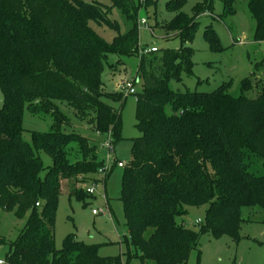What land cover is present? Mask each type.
<instances>
[{"label":"trees","instance_id":"trees-1","mask_svg":"<svg viewBox=\"0 0 264 264\" xmlns=\"http://www.w3.org/2000/svg\"><path fill=\"white\" fill-rule=\"evenodd\" d=\"M185 2L168 5L175 15L163 25L179 36L181 46L141 53L149 46L139 42L142 4L136 0H0V208H16L26 219L14 241L0 235V245L9 244L7 264H128L120 255H98L97 244L73 233L61 248L55 242L63 181L87 182L106 166L90 137L64 129L71 118L60 104L100 137H110L113 147L123 138L122 110L110 102H124L129 94L103 87V60L109 53L140 55L137 79H143L142 91L133 94L141 135L132 139L121 194L133 255L143 264H185L201 234L239 241L243 208L264 209V83L244 79L237 97L228 92L230 82L212 91L172 88L171 81L193 75L190 43L199 29L198 16L211 12L215 0H202L192 15L182 10ZM223 2L234 10L235 0ZM115 8L132 21L125 33L111 17ZM249 8L256 22L254 39L264 42V0H250ZM97 26L117 34L108 41ZM210 26L204 36L211 49L219 50L220 37ZM253 87L257 95L247 96ZM25 109L51 114V130H34L27 141ZM41 151L51 164H45ZM86 192L72 193L91 195ZM202 204L208 207L200 231L177 221L187 206Z\"/></svg>","mask_w":264,"mask_h":264},{"label":"rangeland","instance_id":"rangeland-1","mask_svg":"<svg viewBox=\"0 0 264 264\" xmlns=\"http://www.w3.org/2000/svg\"><path fill=\"white\" fill-rule=\"evenodd\" d=\"M93 1V0H86ZM111 3V0H99ZM142 4L138 19L147 18L153 28L138 26L139 42L142 47L157 46L161 51L167 48L178 49L181 46L179 36L167 32L163 25L170 21L175 12L168 8L177 0H136ZM202 0H186L182 10L192 15L193 8ZM250 0H235L233 11L225 7L223 0H215L213 9L203 10L198 16L199 29L190 45L194 48L193 75L184 73L183 81H171L173 89L195 91H212L224 82H230L228 92L234 96L243 93L242 82L246 78L259 79L264 83V42L254 39L255 19L249 8ZM149 4L146 7V4ZM111 17L119 21L121 31L127 32L132 27L129 20L119 8L112 11ZM215 29L220 37L221 49L213 50L204 36L206 26ZM99 33L108 41H112L117 32L109 27H96ZM119 60L121 62L119 63ZM104 70L101 80L108 92L123 91L127 80H134L137 92L143 89V79H137L140 55H123L109 53L103 60ZM116 66V67H115ZM115 67V68H114ZM201 80L202 82H198ZM123 86V87H122ZM249 97L257 95V90L245 92ZM110 102V101H109ZM3 103V92L0 88V106ZM116 108H121L123 127L122 139L114 144V150L105 147L107 138L100 137L92 131L86 120L80 121L74 115L73 109L67 104H60L61 110L71 118L64 125L68 132L76 131L91 138L105 157L108 174L96 175L87 182L74 183V180H64L61 187L59 204L56 211L55 242L61 248L64 239L74 234L79 240L97 244V253L101 256L120 255L128 264H143L139 256L133 255V247L128 242V229L121 200L122 182L125 168L117 165V161L128 163L132 158V139L141 135L136 128V97L129 95L124 102H110ZM54 118L49 113H32L25 109L23 136L31 140L32 131L48 132L51 130ZM104 153V156H103ZM46 165L52 163L51 157L41 151ZM258 166V164L256 165ZM259 170L262 165L260 164ZM94 187L92 195L78 196L72 193L77 189L85 192ZM87 193V192H86ZM208 205H189L187 212L177 217V221L195 231H200L206 219ZM98 209L99 214H94ZM246 221L241 225L239 241L228 235L216 238L212 232L201 234L197 248L193 249L185 264H264V209L260 206L243 208ZM26 219L17 215V209L7 211L0 208V235L14 241L25 227ZM9 244L0 245V256L5 257ZM132 256L129 257V254ZM149 264H155L149 262Z\"/></svg>","mask_w":264,"mask_h":264},{"label":"built area","instance_id":"built-area-1","mask_svg":"<svg viewBox=\"0 0 264 264\" xmlns=\"http://www.w3.org/2000/svg\"><path fill=\"white\" fill-rule=\"evenodd\" d=\"M140 25L144 28H148L149 30H151L153 32V29L150 28V26L148 25V21L147 18H142L140 20ZM159 48L157 46H151V47H146L144 49L141 50V53H149V52H154L157 51ZM124 88L127 91V94L129 95H133L135 94L136 91V87H135V81L134 80H127L124 82L123 84ZM122 86V87H123ZM105 147L108 149V151H113L114 147L112 145L111 139L110 137H108L105 141ZM126 165V163L124 161H118V166L120 167H124ZM108 169L107 165L105 166V168L102 170V175L105 176L106 170ZM87 192L89 194H94L95 193V188L94 187H90L88 188ZM37 205H39V202H37ZM99 210L98 209H93V213L94 214H99ZM0 264H7L5 258L0 256Z\"/></svg>","mask_w":264,"mask_h":264},{"label":"crops","instance_id":"crops-1","mask_svg":"<svg viewBox=\"0 0 264 264\" xmlns=\"http://www.w3.org/2000/svg\"><path fill=\"white\" fill-rule=\"evenodd\" d=\"M103 155H104V153H103Z\"/></svg>","mask_w":264,"mask_h":264}]
</instances>
